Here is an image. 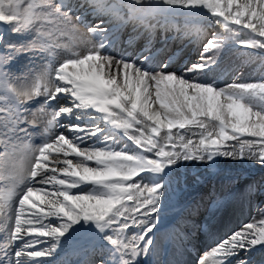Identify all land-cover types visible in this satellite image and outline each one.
Segmentation results:
<instances>
[{"label":"snow or ice","instance_id":"snow-or-ice-1","mask_svg":"<svg viewBox=\"0 0 264 264\" xmlns=\"http://www.w3.org/2000/svg\"><path fill=\"white\" fill-rule=\"evenodd\" d=\"M0 22V264H189L201 231L192 264H264V0H0Z\"/></svg>","mask_w":264,"mask_h":264},{"label":"rangeland","instance_id":"rangeland-1","mask_svg":"<svg viewBox=\"0 0 264 264\" xmlns=\"http://www.w3.org/2000/svg\"><path fill=\"white\" fill-rule=\"evenodd\" d=\"M217 27L219 28V26H217ZM130 35L134 36L135 33L132 32L131 27H128L122 33V39L127 40ZM12 38L13 39H19V37L15 36V35H13ZM185 44H187V41H185ZM143 45H144V40L140 39V40L134 42L133 47L140 48ZM174 45H175L174 50H175V48L183 49L182 55H189V56H195L196 55V53L193 51V48L195 47L193 44H187V47H185V45L180 44L179 41H175ZM129 50L131 51V49H129ZM19 63L21 65L26 64L27 58L24 56L20 57ZM258 68H259V65H253L251 67H245L244 72H245V74L255 73L256 71H258ZM36 106L37 105H33V107H36ZM35 127L39 131H42V128H40L39 125H36ZM175 131H176V129H173V132H175ZM193 140L195 142L196 140H198V137H193ZM0 151H2V149H0ZM68 158L73 159V161H75V159H76V157L74 155H69ZM60 159L61 160L64 159L63 154L60 155ZM233 163H235V162L233 161ZM35 198L40 199L39 195H37ZM253 216L256 217L257 221L261 218L255 212L251 213L246 218L240 217L239 219L235 216L225 215L216 225L213 226L212 230L213 231H223L225 225H227L228 227H233V228L238 227L240 220H244V222L247 223V222L252 220ZM2 240H3V234H0V241H2ZM194 243L196 246V251L185 255V260H187L189 262V264H192V262L197 258V254L202 256L206 251H209L211 246H212V241L207 237V235L203 231L197 233V235L194 239Z\"/></svg>","mask_w":264,"mask_h":264}]
</instances>
